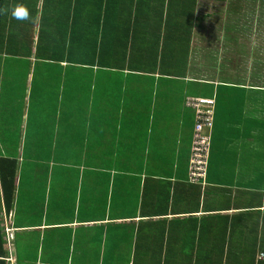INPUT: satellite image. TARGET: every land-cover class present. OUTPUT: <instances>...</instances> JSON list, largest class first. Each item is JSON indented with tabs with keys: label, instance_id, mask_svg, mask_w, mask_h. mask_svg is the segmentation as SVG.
Instances as JSON below:
<instances>
[{
	"label": "crops",
	"instance_id": "0c3cea01",
	"mask_svg": "<svg viewBox=\"0 0 264 264\" xmlns=\"http://www.w3.org/2000/svg\"><path fill=\"white\" fill-rule=\"evenodd\" d=\"M263 1L3 0L0 159L17 160L18 175L10 213L0 182L1 222L8 240L38 245L29 248L32 264H264V105L251 99L264 92L215 84L214 95L191 96L190 74H178L219 64L214 35L256 33L260 43ZM17 5L28 20L12 17ZM90 27L111 34L109 53L124 33L130 64H153L144 57L154 52L165 74L53 78L51 58L26 56L58 42L82 50L90 40L77 33ZM117 82L125 84L119 97ZM192 98L215 99L208 168L197 183ZM101 160L125 166L101 171ZM9 257L17 264L14 247Z\"/></svg>",
	"mask_w": 264,
	"mask_h": 264
},
{
	"label": "trees",
	"instance_id": "16d2710c",
	"mask_svg": "<svg viewBox=\"0 0 264 264\" xmlns=\"http://www.w3.org/2000/svg\"><path fill=\"white\" fill-rule=\"evenodd\" d=\"M1 4H4L3 0L0 1V21L3 15V6ZM252 25L253 23H251V26ZM121 29H123V27L119 26V30ZM84 32L85 29L78 32V38H83L90 41L88 42V46H84V49L82 50H78L79 48L65 49V42L63 44L58 42V44H55V47L45 51L37 50L36 53H34L31 49H29L26 56H35L38 57V59L51 58L49 60H52L51 63L53 64L55 62V64L47 68L46 74L51 75L53 78L59 75H68L69 77L82 75L87 77L94 76L95 72H97L99 76L111 75L115 77L116 80H124L125 77L133 76L136 74V72L139 74V72L135 70H142V74L151 76L165 74L163 67L155 64V59H153L155 56L154 52L150 55L148 54L147 58L144 57L147 63L153 62V64H147L145 66H133V64H130L132 61L130 60L132 56L129 54V51L125 49L126 44L123 43L125 36L124 33L120 32L118 35L115 34V47L109 53V51L106 49V40H108V37L111 34L109 35L108 33L102 32L101 36L99 37L98 34H93L91 27L88 29L89 33H87V31L85 33ZM252 37H254V41L252 40ZM55 40L61 41L59 37L55 38ZM213 40L215 41L213 48V60L214 62H219V64H215L210 67L207 66L205 71L204 67L181 66L179 67L178 72V68L176 67V72H178V74H181L182 76H189L190 74L192 77H190V79L193 80L190 83V95L195 96L203 93L202 96L205 97L204 92L214 95L215 84L218 85L217 91L229 89H240L242 91H246L249 87L251 91L259 92L257 94L264 92V61H262L264 60V35L261 38L260 43L259 35L256 33L246 32L244 34H236L235 31L225 34L224 37L220 35H214ZM235 40L242 42L237 45ZM7 52L10 54L9 51ZM21 52L22 51H19L18 53ZM249 52H252L251 56L248 55ZM237 54H239L241 57ZM62 60H66L67 63L83 64V66L76 67L68 64L66 67L67 71H65L64 67H60L61 64L59 62ZM108 61H110V65L107 66L105 64ZM75 80H77V78ZM198 81L204 82L201 84L198 83ZM115 85L117 87L115 90V95L119 97L120 95L118 92L123 90L125 84L117 82ZM199 88H202V92H197ZM101 92V106L103 108H107V106L110 105L108 103L109 97L106 93H103V90ZM192 99L212 100L215 102L214 98ZM251 99L254 100V105H264V98L262 97H253ZM52 102L53 99H51V103ZM101 150H103V147H101ZM124 166L125 163L121 162V160H116V162L113 163L103 162V160H101V163L95 164V168H99L101 171L123 170ZM17 175V160L1 158L0 182L2 186L3 202L6 213H10L13 209L15 177ZM104 182L105 181L103 180L101 183L103 184ZM89 193H91V191ZM1 213L2 205L0 199V264H11L9 253L12 247H14L16 251L17 264H32L31 262L36 258H33V256L29 254V248L33 246L38 247V245L29 244L27 241H20L21 238H17L16 243H14L13 240H8V236H6V233L2 227ZM32 251L33 248H31V252ZM35 251H37V248H35Z\"/></svg>",
	"mask_w": 264,
	"mask_h": 264
},
{
	"label": "built area",
	"instance_id": "2783aa9c",
	"mask_svg": "<svg viewBox=\"0 0 264 264\" xmlns=\"http://www.w3.org/2000/svg\"><path fill=\"white\" fill-rule=\"evenodd\" d=\"M188 106L195 112L197 120L190 162L191 180L197 183L205 180L206 177L211 145L209 133L213 128L214 119V101L191 99L188 102Z\"/></svg>",
	"mask_w": 264,
	"mask_h": 264
},
{
	"label": "clouds",
	"instance_id": "9594fccd",
	"mask_svg": "<svg viewBox=\"0 0 264 264\" xmlns=\"http://www.w3.org/2000/svg\"><path fill=\"white\" fill-rule=\"evenodd\" d=\"M11 15L16 20H28L29 19V11L23 5H17L13 8Z\"/></svg>",
	"mask_w": 264,
	"mask_h": 264
},
{
	"label": "rangeland",
	"instance_id": "374dc122",
	"mask_svg": "<svg viewBox=\"0 0 264 264\" xmlns=\"http://www.w3.org/2000/svg\"><path fill=\"white\" fill-rule=\"evenodd\" d=\"M9 52H10V51H9ZM6 53H7V52H6ZM6 56H10V57H11L12 55H10V54H9V55H6V54H5V57H6ZM8 143H14V142L9 141ZM10 146L12 147L13 145H10ZM11 147H7V148H8V149H11Z\"/></svg>",
	"mask_w": 264,
	"mask_h": 264
}]
</instances>
